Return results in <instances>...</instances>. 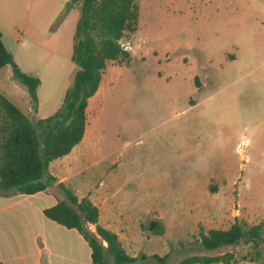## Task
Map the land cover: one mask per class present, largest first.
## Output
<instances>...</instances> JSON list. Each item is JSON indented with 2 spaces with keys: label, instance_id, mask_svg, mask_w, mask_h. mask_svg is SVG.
Wrapping results in <instances>:
<instances>
[{
  "label": "rangeland",
  "instance_id": "rangeland-1",
  "mask_svg": "<svg viewBox=\"0 0 264 264\" xmlns=\"http://www.w3.org/2000/svg\"><path fill=\"white\" fill-rule=\"evenodd\" d=\"M69 1L0 0L5 45L41 79L38 108L10 65L0 70V91L34 121L58 110L77 69L80 12ZM136 2L137 29L122 39L133 57L107 63L88 105L93 149L78 166L99 160L112 165L110 175L82 183L115 205L106 216L130 254L149 256L143 264H164L154 254L177 264L225 252L239 260L232 264H263L264 241L253 262V244L206 250L199 231L264 222V0ZM155 218L165 223L162 235L146 228Z\"/></svg>",
  "mask_w": 264,
  "mask_h": 264
},
{
  "label": "trees",
  "instance_id": "trees-1",
  "mask_svg": "<svg viewBox=\"0 0 264 264\" xmlns=\"http://www.w3.org/2000/svg\"><path fill=\"white\" fill-rule=\"evenodd\" d=\"M67 5L69 8L78 7L80 12L72 53V61L77 69L58 110L34 121L0 91V195L34 194L56 184L64 197L55 205L45 208L44 214L80 232L91 248V264H109L108 256L115 264H143L149 256L144 253L139 256L129 254L118 233L101 225L100 208L87 196L79 198L49 171L53 160L68 155L83 140L89 101L100 88L107 63L131 61L133 55L124 48L122 39L126 32L136 31L139 6L136 0H70ZM7 65L11 66L13 76L26 86L37 109L41 79L20 67L5 45L0 29V70ZM194 83L200 88L198 76ZM146 228L162 235L165 223L155 218ZM263 233L264 222L249 224L237 219L227 229H210L206 232L201 226L199 236L206 250L251 243L256 255H251L249 260L256 262L262 256L260 247L264 241ZM152 257L165 264L168 255L154 254ZM238 261L233 253L225 252L218 255L193 254L177 264H232Z\"/></svg>",
  "mask_w": 264,
  "mask_h": 264
},
{
  "label": "crops",
  "instance_id": "crops-1",
  "mask_svg": "<svg viewBox=\"0 0 264 264\" xmlns=\"http://www.w3.org/2000/svg\"><path fill=\"white\" fill-rule=\"evenodd\" d=\"M103 82L104 75L100 88L93 97L98 95ZM88 121L87 109V127L83 140L68 155L53 160L49 171L57 177L58 182H63L74 190L79 198L89 197L101 210V225L118 233L125 247L115 221L106 216L107 213H117L115 205H109L107 197L104 200L98 199L97 193L92 192L89 186L85 188L82 183V180H91L93 176L96 180L99 178L98 174H104L107 170L110 175L112 168L111 165L105 169L99 160L89 162L87 168L78 167L85 155L93 149V142L86 144ZM100 180L101 185L106 186V175H102ZM62 198L63 194L52 186L34 194L0 195V264L92 263L91 248L80 232L75 228H67L44 214L45 208L55 205ZM131 255L137 256L135 253Z\"/></svg>",
  "mask_w": 264,
  "mask_h": 264
},
{
  "label": "built area",
  "instance_id": "built-area-1",
  "mask_svg": "<svg viewBox=\"0 0 264 264\" xmlns=\"http://www.w3.org/2000/svg\"><path fill=\"white\" fill-rule=\"evenodd\" d=\"M123 44V43H122ZM124 48H126V46L123 44ZM127 49V48H126Z\"/></svg>",
  "mask_w": 264,
  "mask_h": 264
}]
</instances>
